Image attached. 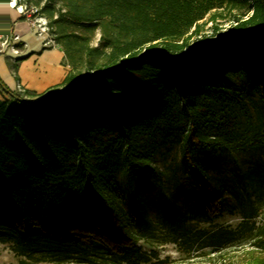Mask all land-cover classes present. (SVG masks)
I'll use <instances>...</instances> for the list:
<instances>
[{"label": "trees", "instance_id": "obj_1", "mask_svg": "<svg viewBox=\"0 0 264 264\" xmlns=\"http://www.w3.org/2000/svg\"><path fill=\"white\" fill-rule=\"evenodd\" d=\"M48 2L64 5L50 9L53 23L101 22L104 44L90 46L94 27H85L87 38H56L71 70L42 94L0 80V241L19 264H148L116 204L115 177L149 171L150 139L168 129L182 166L208 191V218L221 215V195L209 190L197 157L260 144L236 109L249 98L264 116V0ZM217 5L242 13L217 44L180 59L184 36ZM23 60L11 64L15 77ZM247 230L264 248V224Z\"/></svg>", "mask_w": 264, "mask_h": 264}, {"label": "rangeland", "instance_id": "obj_2", "mask_svg": "<svg viewBox=\"0 0 264 264\" xmlns=\"http://www.w3.org/2000/svg\"><path fill=\"white\" fill-rule=\"evenodd\" d=\"M13 2L0 0V11L19 16L20 6L37 8L52 22L54 40L69 33L87 38L85 27H94L90 46L100 48L104 44L101 22L73 25L64 17L59 23H53L57 13L50 19V9H64L62 2L16 0V6L11 8ZM239 13L242 12L217 5L198 22V33L189 35L190 31L184 36V48L178 52L180 59L203 46L213 45L234 25ZM65 62L69 72V60L66 58ZM85 73L82 71L80 76ZM256 103L257 109L249 104L248 98L236 110L242 128L250 129L259 145H249L235 153L208 152L197 157L209 190L222 198V212L216 220L211 221L207 216V189L198 184L192 171L182 166L180 141L175 132L170 138L169 130L164 129L151 137L154 158L149 171L116 175V204L142 252L151 257L148 264H245L251 258L264 259V248L254 243V237L247 230L251 224L256 229L264 224V116L260 104ZM217 240H221L219 247ZM20 260L11 243L0 241V264H19Z\"/></svg>", "mask_w": 264, "mask_h": 264}, {"label": "crops", "instance_id": "obj_3", "mask_svg": "<svg viewBox=\"0 0 264 264\" xmlns=\"http://www.w3.org/2000/svg\"><path fill=\"white\" fill-rule=\"evenodd\" d=\"M3 13H7L16 32L21 36V41L27 47L23 48L19 56V59L25 58V60L16 63V77L11 72V64H14L12 58L0 54L1 82L13 92L17 90V85H20L24 91L37 94L61 84L68 73V65L65 64L66 58L61 47L57 45L53 48H44L42 39L33 32L29 23L8 11L3 10ZM24 24L26 28H23ZM6 99L7 97L0 92V101Z\"/></svg>", "mask_w": 264, "mask_h": 264}, {"label": "built area", "instance_id": "obj_4", "mask_svg": "<svg viewBox=\"0 0 264 264\" xmlns=\"http://www.w3.org/2000/svg\"><path fill=\"white\" fill-rule=\"evenodd\" d=\"M15 6L16 0H14L10 7L14 8ZM17 13L19 14V19L29 23L33 32L42 39L44 48L57 46L47 18L42 16L37 8L23 9L20 6ZM26 47L27 45L21 41V36L16 32L9 17L5 13L0 12V54L10 56L12 62L15 63L19 59L23 48ZM16 92L22 94L24 89L20 85H17Z\"/></svg>", "mask_w": 264, "mask_h": 264}, {"label": "water", "instance_id": "obj_5", "mask_svg": "<svg viewBox=\"0 0 264 264\" xmlns=\"http://www.w3.org/2000/svg\"><path fill=\"white\" fill-rule=\"evenodd\" d=\"M220 38H221V37H220ZM220 38H219V39H220ZM219 39H218V40H219ZM218 40H217L214 44H217ZM214 44H213V45H214ZM203 47H204V46H203Z\"/></svg>", "mask_w": 264, "mask_h": 264}, {"label": "bare ground", "instance_id": "obj_6", "mask_svg": "<svg viewBox=\"0 0 264 264\" xmlns=\"http://www.w3.org/2000/svg\"><path fill=\"white\" fill-rule=\"evenodd\" d=\"M23 28H26V25L25 24L23 25Z\"/></svg>", "mask_w": 264, "mask_h": 264}]
</instances>
